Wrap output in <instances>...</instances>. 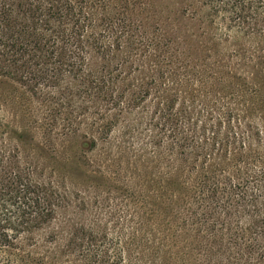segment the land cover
I'll list each match as a JSON object with an SVG mask.
<instances>
[{
  "label": "rangeland",
  "instance_id": "rangeland-1",
  "mask_svg": "<svg viewBox=\"0 0 264 264\" xmlns=\"http://www.w3.org/2000/svg\"><path fill=\"white\" fill-rule=\"evenodd\" d=\"M9 3L27 32L16 63L0 45V264H264V223L223 253L201 242L230 202L216 183L264 191V8L85 0L81 43Z\"/></svg>",
  "mask_w": 264,
  "mask_h": 264
},
{
  "label": "trees",
  "instance_id": "trees-1",
  "mask_svg": "<svg viewBox=\"0 0 264 264\" xmlns=\"http://www.w3.org/2000/svg\"><path fill=\"white\" fill-rule=\"evenodd\" d=\"M9 1L10 0H0V45L12 48L10 56L13 58L14 63H16L18 61V57H21L24 53V48L22 45H25L24 38L27 32V25L25 23L17 24L15 20H12V7H10ZM44 1L47 5H44L41 0H15L14 7H16L17 11L24 14L27 18H31V23L34 28H37L38 26H43V28H46L48 27L50 18H54L55 20L59 21L61 16H64L67 20H69L68 25L70 29L78 35V42L82 43L81 36L87 28L85 25L87 16L83 13L85 0ZM175 2L181 4L179 5L182 6L180 10L184 15L188 14L189 12L193 15L199 14L205 19H209L210 22H213V17H216L219 14H223V16L228 14V19L233 20L235 18L245 17L246 14H257L260 9L264 8V0H174L173 4H176ZM29 34L31 35L33 45H36V49L40 50L41 48L39 45H43V43L40 41L38 36H33L35 33ZM0 72L5 74L8 73L7 69L1 67V65ZM215 186L216 187L212 189V192L214 194L216 192V196L218 195L220 201L224 197L225 201L228 200L230 202L228 205H222L221 201L219 205L222 210H219L216 213V221H213L212 225L207 224V226L203 227V231H206L207 234H210V230L215 227L213 229L215 230V238H211V240L207 238L205 243L204 238L201 239L202 244H204L203 255H215L217 253H223L221 247L223 242L230 246V249L232 250L231 246L232 244H235L236 238H244L247 229H251L253 227V225L249 222H252L257 227L260 226L258 224L264 223V209H260L259 207L256 208L253 204H251L252 202H264V200L258 202L264 197V191H258L259 193L250 194L246 191L241 194H224L225 191H221L222 187H220L217 183ZM2 192L4 196L11 193V191H6V189H3ZM26 192L30 191L25 189V193ZM25 193L22 195V197L26 196ZM239 200H243L244 205H240ZM250 206L255 208V210H253L255 213L254 215H249V220H235L247 214L246 208L249 210ZM202 215L203 220L207 219L204 213H202ZM263 231H259V233ZM1 236H4V234L0 233V240ZM259 236L262 237L261 235ZM261 242L262 248L264 249V241ZM241 249L243 251V247H241ZM246 250H248L247 246Z\"/></svg>",
  "mask_w": 264,
  "mask_h": 264
}]
</instances>
